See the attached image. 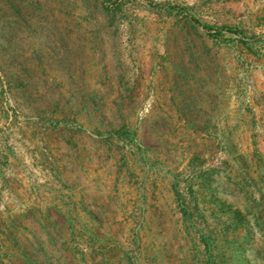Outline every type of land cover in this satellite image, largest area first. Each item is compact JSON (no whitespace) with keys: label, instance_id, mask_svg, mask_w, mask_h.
I'll return each instance as SVG.
<instances>
[{"label":"rangeland","instance_id":"374dc122","mask_svg":"<svg viewBox=\"0 0 264 264\" xmlns=\"http://www.w3.org/2000/svg\"><path fill=\"white\" fill-rule=\"evenodd\" d=\"M103 2L0 52V264H264V0Z\"/></svg>","mask_w":264,"mask_h":264},{"label":"trees","instance_id":"16d2710c","mask_svg":"<svg viewBox=\"0 0 264 264\" xmlns=\"http://www.w3.org/2000/svg\"><path fill=\"white\" fill-rule=\"evenodd\" d=\"M54 1V19L55 23L61 22V24L66 23L69 26L74 27L77 30V26L82 23V20L88 18L89 15H92L91 11V0H82V4L84 6L83 10L86 11L85 14L76 13L75 9L77 8V4L75 0H52ZM49 0H44L43 2H39L38 6H35L33 0H0V52H10L14 55H19L20 52V44L18 43L21 41V35L24 32L31 31V17L35 18L33 11H39V15L41 16V23L47 25L48 23H52V19L50 18L47 7H49L50 3L52 2ZM100 0H94V5L96 7H101L104 9L105 17H109V24L114 25V19L116 11L119 9V6H109L103 3H100ZM57 9V10H56ZM169 11H172L171 8H168ZM94 17V13H93ZM53 21V23H54ZM95 22H99L98 18L95 17ZM188 24L193 28L196 29L197 25L199 24L196 20L187 19ZM204 28L208 26L202 24ZM100 30H98L99 32ZM32 32V31H31ZM67 33L60 34L62 40H65ZM35 54V58H38V50H33ZM25 62V60H22ZM23 67V66H22ZM26 70L25 67H23ZM23 77L27 76L25 73H22ZM2 78V77H0ZM19 79V78H18ZM23 79V78H22ZM24 85V84H23ZM105 99L103 93H98L96 90L92 91V93L88 94L87 96V105L90 110L92 111H99L102 106L100 104V100ZM125 95L123 93L118 95V98L113 100V104L118 111L122 110L124 104ZM89 103V104H88ZM53 121V120H52ZM108 136H116L123 139L134 140L136 138V132L132 130L129 126L125 123L117 126L115 128L112 126L110 130L107 132ZM176 193L180 194L176 189ZM204 243L206 244L207 248L210 246L209 244V236H204ZM239 253V252H238ZM27 255V254H26ZM125 257L127 259L128 264H139L138 261L131 258L127 253H125ZM241 257V256H240ZM239 257V258H240ZM29 258V257H28ZM29 264L33 263L32 260L28 259ZM15 264V263H14ZM214 264V263H213Z\"/></svg>","mask_w":264,"mask_h":264}]
</instances>
